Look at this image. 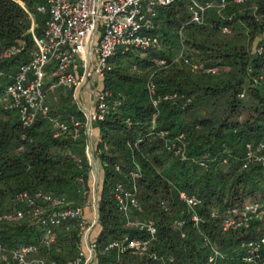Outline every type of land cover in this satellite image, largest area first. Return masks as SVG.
<instances>
[{"label":"trees","instance_id":"1","mask_svg":"<svg viewBox=\"0 0 264 264\" xmlns=\"http://www.w3.org/2000/svg\"><path fill=\"white\" fill-rule=\"evenodd\" d=\"M44 2L0 0V51L25 44L21 56L0 63V73L12 75L18 65L28 61V52L33 48L30 16L37 26L34 34L39 36L45 15L36 8ZM224 28L229 32L224 33ZM150 33L161 40L163 47L159 51H146L144 57L137 53L140 51H119L103 77L102 89L110 94L111 110L95 123L100 140L95 153L102 182L96 191L98 222L93 227L98 231L93 238L89 235V242L97 245L90 264H248L243 261L245 252L241 246L264 235V217L251 222L246 230H223L222 216L246 202H256L264 210V166L241 168L245 145L264 144V0L230 3L220 13L210 9L201 25L190 22L186 3L179 1L168 8H156ZM182 47L185 59L172 63L173 50L180 51ZM154 58H164L172 64L159 69ZM132 65L143 74H129L127 69ZM194 65L198 69L194 70ZM207 68H216V74L205 73L203 69ZM3 76L0 94L7 83ZM151 76L158 93L178 97L173 102L160 103L154 131L166 132V138L174 144L184 134L185 161L174 157L164 140L147 137L155 112L146 90ZM64 109L66 116L60 120L74 116L84 121L75 105ZM52 135L47 119L40 118L33 126L23 128L17 114L6 103L0 104V214L15 209L25 211L24 204L16 200L22 193L63 196L72 204L71 196H84L82 186L91 192V168L83 132L75 140L71 134L58 138ZM137 171L139 177L134 185L141 212L134 211L131 217L152 220L156 239L143 255L105 251L110 241L126 236L148 238L145 232L125 227L113 197L114 185L122 183L131 188L130 173ZM181 191L201 200L196 208L202 220L198 228L190 221L192 211L179 200ZM213 212L217 216L212 217ZM29 220L26 217L17 222H0L2 245L14 248L37 243L41 231ZM176 220L184 221L182 227L175 226ZM76 222L80 221L61 227L62 233L54 244H60L62 235L73 232L76 246L80 240L72 231ZM211 247L220 256L210 263ZM47 252L42 251V255ZM77 254V247H73L70 260ZM46 256L68 261L54 251ZM256 264H264V246Z\"/></svg>","mask_w":264,"mask_h":264},{"label":"built area","instance_id":"2","mask_svg":"<svg viewBox=\"0 0 264 264\" xmlns=\"http://www.w3.org/2000/svg\"><path fill=\"white\" fill-rule=\"evenodd\" d=\"M182 1L186 3L190 15V22L201 25L206 11L217 9L222 12L230 3L241 4L249 0H213L199 2L197 0H45L36 8V11L45 15L41 34L36 36L34 30L36 24L31 19L30 34L33 39V48L28 52V61L18 65L12 75L0 76L7 79L0 94V103H6L13 110L23 128L33 126L40 118L47 119L53 130V138L71 134L75 140L81 133L86 137L88 153L92 124L100 122L110 113V94L107 91L95 90L93 92L92 107L81 112L84 121L74 116H69L67 121L60 120V116L51 114L48 94L58 89L70 90L73 98L76 92L87 83L96 87L92 82L93 75L103 79L106 72L111 70L110 61L117 52L127 51H159L163 45L157 35L151 34L154 29L156 8H168ZM22 5V4H21ZM224 33L229 31L224 28ZM181 30L179 37L182 38ZM183 41V40H181ZM25 44L20 43L3 48L0 51V63L22 55ZM185 59L182 47L172 63ZM153 63L159 69H167L171 64L164 58H154ZM194 70L198 66H192ZM199 69H202L199 66ZM207 74H216V68L203 69ZM152 107L155 109L151 117V128L147 137H156L165 141L166 148L174 157L185 161L186 142L184 134H180L176 144L166 138L167 133L154 131L158 106L162 102H173L178 99L176 94H160L156 91L152 76L146 83ZM78 104L80 102L78 101ZM81 105V104H80ZM130 125L129 120L126 121ZM100 142V140H98ZM96 156V154H95ZM90 162V160H89ZM225 163V161H224ZM261 164L264 166V144L248 143L245 145L242 158V170L250 165ZM204 165V163H200ZM118 167H116V170ZM132 186L126 187L122 183H116L113 188V197L117 210L124 216L126 228L145 232L147 239L128 238L110 241L105 251H117L123 253L130 251L133 254L143 255L149 252L152 241L156 239V227L152 220H140L131 217V213L141 212L137 199V189L134 181L139 177L138 171L130 173ZM84 195L88 191L82 186ZM179 200L191 211L190 221L193 227L198 228L201 218L196 208L201 205V200L185 192L178 193ZM18 202L24 204L25 211L15 209L11 212L0 214V222H17L29 218L41 231L37 243L21 244L14 248H7L0 242V264H90L97 249L96 243L89 242L88 234L98 222L97 209L93 213L89 223L82 218V210L72 206L66 197H54L48 194L36 193L30 196L22 193L17 196ZM96 205H97V200ZM161 208L167 211L164 203ZM217 216L216 212L211 214ZM264 210L256 202H246L240 207L228 209L222 216L223 230L229 228L248 229L251 222L261 220ZM73 221H80V229L85 232L87 239L88 255L79 249L77 256L66 262H59L49 257H43L42 251H47L56 242L57 231ZM184 221L174 222L177 228L182 227ZM183 237V235H182ZM204 243L208 241L204 239ZM82 246V245H81ZM264 246V235L258 240L251 241L241 246L245 252L243 261L248 264H256L260 249ZM80 248V247H79ZM212 255L208 261L211 263L219 253L211 247ZM115 264H123L117 262Z\"/></svg>","mask_w":264,"mask_h":264},{"label":"rangeland","instance_id":"3","mask_svg":"<svg viewBox=\"0 0 264 264\" xmlns=\"http://www.w3.org/2000/svg\"><path fill=\"white\" fill-rule=\"evenodd\" d=\"M175 34V33H174ZM166 49V47H164V50ZM140 56H145V53L140 51L137 52ZM179 54V50H173V55H172V59L176 58ZM194 61H197L196 58H194ZM127 64V61H124V65ZM179 68V67H178ZM129 74H143V71H141L139 68H137V66L132 65L129 66V68L127 69ZM92 82L96 83V87H93L91 83H87L82 91H81V95L80 98L76 97L73 98L72 96V92L70 90H63V89H58L57 91H55L54 93L50 94L48 96L49 99V104H50V108H51V114L54 115H59L61 118H65L66 113L63 112L62 110L68 106H74L76 105L78 108L82 107V109L84 111H88L91 109L92 107V101H93V92L95 90H101L103 87V79L97 75H93L91 78ZM78 101L80 102V104H78ZM3 104V103H0ZM65 110V109H64ZM97 130L95 133L92 134V143L94 146H96V138H97ZM96 157V156H95ZM94 164V165H93ZM91 164L89 162V166L91 168L90 172L92 174V167H95V170L97 169V164L93 163ZM93 165V166H92ZM102 182V179H101ZM90 195V198L88 199L86 196ZM97 198V194H96V190H93V187H91V192H89L86 195H73L70 197L71 200V205L72 206H76L81 208L82 212L83 209L86 208L89 212H93L97 209V205H96V201L95 199ZM82 218L85 220H88V222L90 223L92 221V218L90 217V214L87 213H82ZM30 224L33 225L34 223L32 221H30ZM72 231H75L79 237V243L77 241L76 246H74V239L76 238L75 236H73V232H70L68 235L64 236L62 235V238L60 240V244H53L51 246V248L48 250L47 254L49 255L52 254V252H56V254L60 253L61 257L67 258V260H70V252L73 250V247H77V251L82 250L84 252L88 251L87 250V243H86V236L84 235L85 232L81 231L80 229V222H76L73 224V229ZM98 231V227H95L91 234H90V238L95 237L96 233ZM62 233L61 230L57 231V236H59ZM71 239L68 240V238ZM73 237V238H72ZM70 240H72V242H70ZM82 245V246H81ZM80 247V248H79ZM46 254V255H47ZM44 255V254H43ZM44 255L43 257H48ZM92 264H96V261H94Z\"/></svg>","mask_w":264,"mask_h":264},{"label":"crops","instance_id":"4","mask_svg":"<svg viewBox=\"0 0 264 264\" xmlns=\"http://www.w3.org/2000/svg\"><path fill=\"white\" fill-rule=\"evenodd\" d=\"M82 89H83V87L81 88V90H79V91H77L75 94H76V97H78V98H80V95H81V91H82ZM50 94H48V96H49ZM72 96H73V92H72ZM48 102H49V99H48ZM76 106V105H75ZM77 108V107H76ZM82 111L83 112H86V111H84L83 109H82ZM90 128H91V135H90V140H89V142H88V144H89V148H90V151H89V153H88V156H89V160H90V163L91 164H93V163H96L97 164V169L95 170V167H92L93 169V171H92V174H91V176H92V183H91V187H93V190L95 191H97L98 190V188H99V185H100V183H101V179H102V169H101V165H100V163H99V161H98V159L95 157V148H96V146H94L93 145V143H92V134L93 133H95L96 132V130H97V128H96V126H95V124H92L91 126H90ZM97 132H98V130H97ZM98 140H99V135H98V133H97V138H96V144H97V142H98ZM94 165V164H93ZM92 165V166H93ZM83 213H85V214H87V213H89L90 214V217L92 218L93 217V212H89L86 208H84L83 209ZM88 221V220H87ZM93 229V228H92ZM92 229L90 230V233H91V231H92ZM90 233L88 234V240H89V235H90ZM87 239H86V243H87ZM86 253V255H88V252L86 251L85 252ZM91 263V262H90Z\"/></svg>","mask_w":264,"mask_h":264},{"label":"water","instance_id":"5","mask_svg":"<svg viewBox=\"0 0 264 264\" xmlns=\"http://www.w3.org/2000/svg\"><path fill=\"white\" fill-rule=\"evenodd\" d=\"M96 200H97V198H96Z\"/></svg>","mask_w":264,"mask_h":264}]
</instances>
